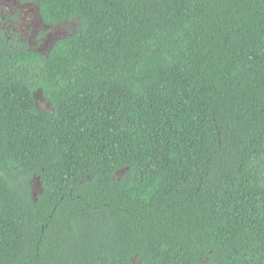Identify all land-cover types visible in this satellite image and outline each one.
Returning a JSON list of instances; mask_svg holds the SVG:
<instances>
[{
    "label": "trees",
    "instance_id": "16d2710c",
    "mask_svg": "<svg viewBox=\"0 0 264 264\" xmlns=\"http://www.w3.org/2000/svg\"><path fill=\"white\" fill-rule=\"evenodd\" d=\"M29 1L77 28L0 40V264H264V0Z\"/></svg>",
    "mask_w": 264,
    "mask_h": 264
},
{
    "label": "flooded vegetation",
    "instance_id": "af4514ba",
    "mask_svg": "<svg viewBox=\"0 0 264 264\" xmlns=\"http://www.w3.org/2000/svg\"><path fill=\"white\" fill-rule=\"evenodd\" d=\"M76 28L75 19L56 26L46 25L32 1L0 0V40L4 39L9 46L26 47L33 53L47 56L59 40L74 34Z\"/></svg>",
    "mask_w": 264,
    "mask_h": 264
},
{
    "label": "rangeland",
    "instance_id": "374dc122",
    "mask_svg": "<svg viewBox=\"0 0 264 264\" xmlns=\"http://www.w3.org/2000/svg\"><path fill=\"white\" fill-rule=\"evenodd\" d=\"M34 100L37 108H39L40 110H44V111L50 110L48 103H46V101H44L38 93H35ZM116 176L119 178L120 176H122V173L116 174ZM33 188H34V192H36L37 187L35 183H33Z\"/></svg>",
    "mask_w": 264,
    "mask_h": 264
},
{
    "label": "water",
    "instance_id": "95a60500",
    "mask_svg": "<svg viewBox=\"0 0 264 264\" xmlns=\"http://www.w3.org/2000/svg\"><path fill=\"white\" fill-rule=\"evenodd\" d=\"M37 179L36 180H33V183H35L36 187H37V190L36 192H34V188H33V183H32V195L35 197L36 195L40 194L41 193V190L39 189V186H38V183H37Z\"/></svg>",
    "mask_w": 264,
    "mask_h": 264
}]
</instances>
